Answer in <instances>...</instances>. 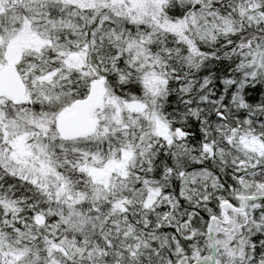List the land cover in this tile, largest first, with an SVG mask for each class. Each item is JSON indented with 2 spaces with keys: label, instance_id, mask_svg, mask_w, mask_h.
I'll return each instance as SVG.
<instances>
[{
  "label": "snow or ice",
  "instance_id": "obj_1",
  "mask_svg": "<svg viewBox=\"0 0 264 264\" xmlns=\"http://www.w3.org/2000/svg\"><path fill=\"white\" fill-rule=\"evenodd\" d=\"M0 264H264V0H0Z\"/></svg>",
  "mask_w": 264,
  "mask_h": 264
}]
</instances>
